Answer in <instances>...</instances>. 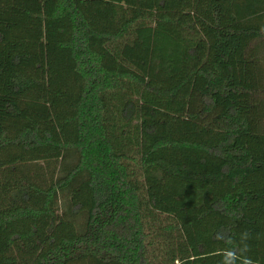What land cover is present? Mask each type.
<instances>
[{"label": "trees", "instance_id": "16d2710c", "mask_svg": "<svg viewBox=\"0 0 264 264\" xmlns=\"http://www.w3.org/2000/svg\"><path fill=\"white\" fill-rule=\"evenodd\" d=\"M0 264H264V0H0Z\"/></svg>", "mask_w": 264, "mask_h": 264}]
</instances>
